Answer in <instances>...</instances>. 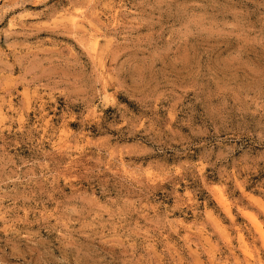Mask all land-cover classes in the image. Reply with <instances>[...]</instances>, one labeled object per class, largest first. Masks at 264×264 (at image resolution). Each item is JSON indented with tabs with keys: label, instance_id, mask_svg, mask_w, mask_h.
Instances as JSON below:
<instances>
[{
	"label": "rangeland",
	"instance_id": "obj_1",
	"mask_svg": "<svg viewBox=\"0 0 264 264\" xmlns=\"http://www.w3.org/2000/svg\"><path fill=\"white\" fill-rule=\"evenodd\" d=\"M0 264H264V0H0Z\"/></svg>",
	"mask_w": 264,
	"mask_h": 264
},
{
	"label": "bare ground",
	"instance_id": "obj_2",
	"mask_svg": "<svg viewBox=\"0 0 264 264\" xmlns=\"http://www.w3.org/2000/svg\"><path fill=\"white\" fill-rule=\"evenodd\" d=\"M73 23V22H72ZM76 23V22H75ZM221 194V193H220ZM221 198V197H220ZM226 203V202H225ZM259 229V228H258Z\"/></svg>",
	"mask_w": 264,
	"mask_h": 264
}]
</instances>
